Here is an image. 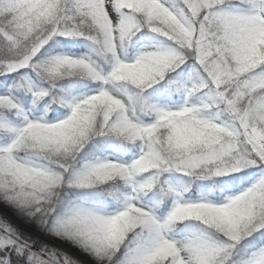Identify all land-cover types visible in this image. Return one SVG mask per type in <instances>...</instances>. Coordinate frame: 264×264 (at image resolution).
Segmentation results:
<instances>
[{"label": "clouds", "instance_id": "1", "mask_svg": "<svg viewBox=\"0 0 264 264\" xmlns=\"http://www.w3.org/2000/svg\"><path fill=\"white\" fill-rule=\"evenodd\" d=\"M84 2L69 14L66 0H0V73L17 74L9 87L31 95L32 109L44 102L38 117L0 113L19 121L0 145V173L53 194L57 218L120 253L115 264H264V242L244 244L264 231V0ZM57 37L87 51L42 54ZM79 84L95 88L75 92ZM161 85L168 102L152 97ZM6 96L0 107L17 108ZM54 108L64 115L49 121ZM97 140L136 155L86 153ZM252 168L219 202L186 198L197 183L222 190ZM81 190L96 195L69 196Z\"/></svg>", "mask_w": 264, "mask_h": 264}, {"label": "trees", "instance_id": "2", "mask_svg": "<svg viewBox=\"0 0 264 264\" xmlns=\"http://www.w3.org/2000/svg\"><path fill=\"white\" fill-rule=\"evenodd\" d=\"M87 51V44L85 41L81 39H64L61 37H57L54 41L50 42L48 45L45 46V49H42V54L47 52L49 54H55L58 52H62L68 55H74V56H80L81 54L85 53ZM182 70V69H181ZM180 71V70H178ZM21 74H25L27 77L31 78V81L34 82L38 86L46 87V85H43V83L39 80H37L30 70L24 69L21 71ZM17 74H10V75H0V94H4L5 91L8 93L11 91V95L14 97L15 102L23 109V110H29L34 117H38L42 114L43 109H44V102H39L37 107L35 109L31 108V101L32 97L31 95H26L22 91H14L10 89V85L13 83L15 80ZM64 84H67V81L62 82ZM95 88V85L92 84H79L74 86V91L75 92H88L92 89ZM152 97L153 99L159 100L160 102H168L167 95L163 92V86H157L154 90H152ZM172 101L174 102H179L177 97H172ZM64 112L62 109H55L51 111L47 119L49 121H53L56 119V117L63 116ZM7 123L11 126L13 124H18V120H13L11 115L7 117ZM10 132H6L3 130H0V145H5L8 143L9 138H10ZM85 150L86 153L91 152L95 156H100L104 157L106 154H111L114 156H118L120 159L123 161H128L132 155H136V149L131 148L130 150H125L123 147L112 144L108 141L105 140H97L96 141V147L93 148L91 145L86 148ZM83 155V154H82ZM259 173V169L252 168L248 169L242 173L236 174L232 177L224 178L222 181L218 182L220 185V188L222 190H214L212 192L209 191L208 185L207 184H200L197 183L192 187V190L187 194V199L190 200H197L201 198H211L217 202H219L224 194H230V193H235L238 192L242 187L246 186L252 178H254L257 174ZM173 182H177L179 180L178 177H171L170 178ZM85 194H88L89 199L92 200L95 197V192L92 190H86ZM81 198V197H78ZM2 200H0L1 202ZM6 204V203H4ZM8 208L16 210L18 212L19 217L23 218H29L26 216L23 212H21L18 209L13 208L11 205L6 204ZM170 206V201H165L163 205L159 209V214L161 216L165 215ZM60 210L57 209V212ZM8 218H5V216L1 215L0 216V222L7 223L11 228H13L17 235L20 237L21 241H25L28 244L31 245V249L33 252H39L40 249H44L45 251H54L57 254H62V252L54 248L53 246H42L41 244H36L37 239H32L28 237L26 234L23 232L21 233L19 229L16 228V226L7 220ZM30 220L36 221L37 224L41 225L42 223L39 221L38 216H33L29 218ZM41 223V224H40ZM44 225V224H43ZM43 227H48L49 226L44 225ZM182 227V226H181ZM44 229V228H43ZM42 229V230H43ZM41 230V228H40ZM51 231V229H50ZM264 242V231H261L259 233H256L253 237L249 238L247 241L244 242V244L248 245L250 248L256 247L259 245V243ZM36 244V245H35ZM35 245V247H34ZM35 249H34V248ZM15 256V253H10V257ZM17 264H25L26 258L23 256L15 257ZM72 262V261H71ZM72 264H74L72 262ZM115 264V262H113Z\"/></svg>", "mask_w": 264, "mask_h": 264}, {"label": "snow or ice", "instance_id": "3", "mask_svg": "<svg viewBox=\"0 0 264 264\" xmlns=\"http://www.w3.org/2000/svg\"><path fill=\"white\" fill-rule=\"evenodd\" d=\"M84 6V0H66L64 11L71 14L73 11L82 10ZM56 7L54 4L53 11L56 10ZM6 49L8 55L13 54L11 44L6 45ZM17 67L20 72L26 69L19 65ZM0 75L10 74L0 73ZM6 98L16 104L17 108L14 109L10 106L0 107V113H11L20 107L11 95V91ZM0 128L10 133L14 131L6 121L2 120H0ZM6 150L11 151L12 148ZM54 199L55 197L51 193L48 196H43L37 191L28 188L27 185L9 181L4 173H0V200L20 210L29 218L38 216L39 221L44 225H49L55 235L69 240L74 246L88 253L96 260L97 264H107L109 260L115 258L117 254L108 252L92 240L76 233L72 230L70 223L57 218L56 207L53 203ZM10 253H15V256L10 257ZM19 256L25 257L27 264H72L68 257L51 250L40 249L39 252H33L31 245L21 241L13 228L7 223L0 222V264H17L15 257Z\"/></svg>", "mask_w": 264, "mask_h": 264}, {"label": "rangeland", "instance_id": "4", "mask_svg": "<svg viewBox=\"0 0 264 264\" xmlns=\"http://www.w3.org/2000/svg\"><path fill=\"white\" fill-rule=\"evenodd\" d=\"M5 94H8V92L5 91L4 94H0V95H5ZM24 111L28 113L30 117H34L29 111H26V110ZM62 117L63 116L56 117V119L54 120H58ZM9 135H11V133ZM105 156H107L110 159H116L115 156L111 154H106ZM134 157L135 155L134 156L132 155L130 157V160L133 159ZM85 191L86 190H81L79 192L69 191V196L81 197L82 199L88 200L89 196L88 194H85ZM61 195H63V192L61 193ZM4 203H5L4 201L0 202V216L3 215L5 216V218H8L7 219L8 222L14 224L16 228L20 230L21 233L23 232L24 234H26L28 237L32 239H37L36 244H41L42 246L44 245L53 246L54 248L59 249L62 252V254L68 257L69 260L72 261L74 264H97L96 260H94L92 256L82 251L80 248L74 246L69 240L63 239L55 235L52 231H50V228L48 229V227H43L44 225L41 223H40L41 225H39L36 223V221L30 220L29 218H23V217L20 218L16 210L6 207L7 205ZM25 221H28L29 224H25ZM46 226H49V225H46ZM119 256H120V253H117L113 262H115V259H119Z\"/></svg>", "mask_w": 264, "mask_h": 264}, {"label": "water", "instance_id": "5", "mask_svg": "<svg viewBox=\"0 0 264 264\" xmlns=\"http://www.w3.org/2000/svg\"><path fill=\"white\" fill-rule=\"evenodd\" d=\"M25 224H29L28 221H25ZM65 248V247H64Z\"/></svg>", "mask_w": 264, "mask_h": 264}]
</instances>
